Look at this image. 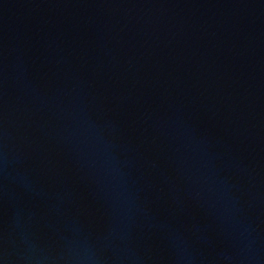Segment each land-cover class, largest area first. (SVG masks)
<instances>
[{
    "label": "water",
    "instance_id": "1",
    "mask_svg": "<svg viewBox=\"0 0 264 264\" xmlns=\"http://www.w3.org/2000/svg\"><path fill=\"white\" fill-rule=\"evenodd\" d=\"M0 264H264V0H0Z\"/></svg>",
    "mask_w": 264,
    "mask_h": 264
}]
</instances>
